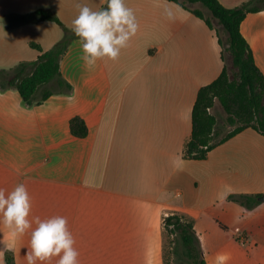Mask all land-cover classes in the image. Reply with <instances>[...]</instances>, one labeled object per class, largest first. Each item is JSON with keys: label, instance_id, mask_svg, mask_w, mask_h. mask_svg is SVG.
I'll use <instances>...</instances> for the list:
<instances>
[{"label": "crops", "instance_id": "1", "mask_svg": "<svg viewBox=\"0 0 264 264\" xmlns=\"http://www.w3.org/2000/svg\"><path fill=\"white\" fill-rule=\"evenodd\" d=\"M247 1L219 0L226 8ZM77 3L100 10L107 0H0V70L37 60L31 42L48 51L63 36L55 22L17 17L47 8L72 28ZM125 3L139 29L118 60L89 69L80 40L69 47L61 71L71 95L29 107L16 89L0 90V189L26 185L33 228L37 217H66L79 264H164V219L173 214L193 222L207 264H245L236 243L252 223L264 236V201L247 210L227 196L264 194V137L249 128L207 160L185 159L198 91L223 71L217 35L169 0ZM241 32L264 75V10L248 14ZM76 116L84 138L70 131ZM30 232L13 237L0 223V264L7 253L27 264Z\"/></svg>", "mask_w": 264, "mask_h": 264}, {"label": "trees", "instance_id": "2", "mask_svg": "<svg viewBox=\"0 0 264 264\" xmlns=\"http://www.w3.org/2000/svg\"><path fill=\"white\" fill-rule=\"evenodd\" d=\"M169 1L179 4L215 31L224 62L221 75L198 91L192 111V133L184 145L183 157L204 161L216 147L249 128L264 137V75L241 32V25L248 14L264 10V0H249L235 8H226L219 0ZM197 4L201 7H196ZM106 7L107 4L103 8ZM41 21L60 25L63 37L48 51L31 42L30 47L41 53L37 60L0 70V90L16 89L29 107L41 105L54 95H71L74 91L73 85L62 74L61 62L71 43L79 38L51 9L42 8L17 17L18 24ZM217 108L227 115L223 125L219 123ZM228 126L235 127L226 130ZM70 131L75 137L84 138L88 128L85 121L76 116L70 120ZM259 197L230 194L228 200L253 209L260 203ZM164 230L175 237L173 254L183 264H207L192 221L178 214L169 215L164 219ZM6 263L15 264L11 253L6 255Z\"/></svg>", "mask_w": 264, "mask_h": 264}, {"label": "clouds", "instance_id": "3", "mask_svg": "<svg viewBox=\"0 0 264 264\" xmlns=\"http://www.w3.org/2000/svg\"><path fill=\"white\" fill-rule=\"evenodd\" d=\"M77 15L72 20V31L80 40L81 59L92 69L98 60L116 61L122 49L136 35L139 24L132 8L125 0H107V7L93 10L86 4L75 5ZM32 210L31 197L25 184H17L6 194L0 189V223L8 227L13 237L23 236L30 229V250L27 264H79L76 241L63 216L44 220L35 218V228L29 219Z\"/></svg>", "mask_w": 264, "mask_h": 264}, {"label": "rangeland", "instance_id": "4", "mask_svg": "<svg viewBox=\"0 0 264 264\" xmlns=\"http://www.w3.org/2000/svg\"><path fill=\"white\" fill-rule=\"evenodd\" d=\"M196 7H201V6H200V4H197ZM205 12L208 13L207 10H205ZM59 27L61 28L60 25H59ZM62 31H63V29H62ZM73 42L71 43V45L73 44ZM211 111L213 112V110H211ZM215 111L218 114L220 125L225 124V122L227 120V115L222 110H220L218 108ZM234 127L235 126H228L226 130H232ZM227 142H225V143H227ZM224 144H222V145H224ZM222 145H220V146H222ZM220 146H218V147H220ZM218 147H216V148H218ZM231 194H237V193H231ZM228 196H227V199H228ZM247 210H251V209H247ZM185 219L189 220L188 218H185ZM250 229L252 231V235L249 238H247L246 240H238V242L236 243V246H237L238 250L244 252V254H245L244 263L245 264H264V236L258 234V229L254 223H252L250 225ZM156 233L158 234V238H159V236H160L159 235V228H156ZM174 238L175 237L173 235L168 234L164 230L163 236L161 238V246H162V251H163L164 264H183L182 261L180 259L178 260V257L174 256V254H173L174 241H175ZM232 242H234V240ZM155 244L156 243H154V246H155ZM152 264H159V261L153 259Z\"/></svg>", "mask_w": 264, "mask_h": 264}, {"label": "water", "instance_id": "5", "mask_svg": "<svg viewBox=\"0 0 264 264\" xmlns=\"http://www.w3.org/2000/svg\"><path fill=\"white\" fill-rule=\"evenodd\" d=\"M260 201H264V194L259 197Z\"/></svg>", "mask_w": 264, "mask_h": 264}]
</instances>
